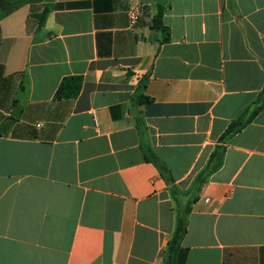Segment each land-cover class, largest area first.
Returning <instances> with one entry per match:
<instances>
[{
    "label": "crops",
    "instance_id": "crops-1",
    "mask_svg": "<svg viewBox=\"0 0 264 264\" xmlns=\"http://www.w3.org/2000/svg\"><path fill=\"white\" fill-rule=\"evenodd\" d=\"M263 90L264 0H0V264H166L176 204L142 143L185 192ZM224 147L185 264H264V109Z\"/></svg>",
    "mask_w": 264,
    "mask_h": 264
},
{
    "label": "trees",
    "instance_id": "trees-1",
    "mask_svg": "<svg viewBox=\"0 0 264 264\" xmlns=\"http://www.w3.org/2000/svg\"><path fill=\"white\" fill-rule=\"evenodd\" d=\"M164 8L159 6L158 12L153 19V28L156 30H165L163 25ZM82 81L80 77H67L60 84L57 92V99H70L78 96L81 90ZM146 97H140L139 101H148ZM254 108H248L236 120H234L220 137L218 145L212 152L206 167L196 176L192 187L187 191L179 190L174 183L173 177L170 175L168 167L152 152L148 142L142 143V151L148 163H152L160 172L165 183L170 188L172 199L176 207V228L171 237L167 251L166 264H185L188 250L182 247L183 239L187 233L188 217L192 211L193 204L198 200V194L202 187L208 181L211 175L217 172L223 165L225 142L232 136L241 132L253 119L264 109V90L259 94ZM138 127H141V120L137 121ZM184 199L186 200L184 202Z\"/></svg>",
    "mask_w": 264,
    "mask_h": 264
},
{
    "label": "water",
    "instance_id": "water-1",
    "mask_svg": "<svg viewBox=\"0 0 264 264\" xmlns=\"http://www.w3.org/2000/svg\"><path fill=\"white\" fill-rule=\"evenodd\" d=\"M20 117V108H16L12 113H11V119L4 122L1 126H0V133L3 135H6L9 131V129L11 128L13 121L15 119H18Z\"/></svg>",
    "mask_w": 264,
    "mask_h": 264
},
{
    "label": "built area",
    "instance_id": "built-area-1",
    "mask_svg": "<svg viewBox=\"0 0 264 264\" xmlns=\"http://www.w3.org/2000/svg\"><path fill=\"white\" fill-rule=\"evenodd\" d=\"M128 17L130 20L131 26H136L139 23L141 17V8L140 6H134L128 11ZM209 201V200H206Z\"/></svg>",
    "mask_w": 264,
    "mask_h": 264
}]
</instances>
